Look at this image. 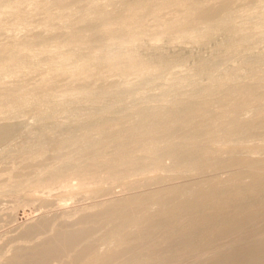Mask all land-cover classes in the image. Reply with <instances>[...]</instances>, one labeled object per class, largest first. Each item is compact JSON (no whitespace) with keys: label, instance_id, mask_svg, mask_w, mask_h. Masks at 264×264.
Masks as SVG:
<instances>
[{"label":"rangeland","instance_id":"obj_1","mask_svg":"<svg viewBox=\"0 0 264 264\" xmlns=\"http://www.w3.org/2000/svg\"><path fill=\"white\" fill-rule=\"evenodd\" d=\"M28 1L32 0H0V14L8 12L7 14L22 18L23 23L26 26H31L32 29H26L24 28V25H20L21 28L18 29V26L15 27V30H13L14 32L11 31L12 27L9 29L10 32H8V30H5V32L7 31L6 34H4V31L0 32V36L3 35L2 38L0 37V57L4 60L6 59L10 66L8 70L0 68V77L2 75H5L16 78L20 75L26 74V72L27 74L31 73L33 75L46 73L47 77H51L54 76L56 72L65 70V68L68 66L67 64L70 63L72 65L67 68V71L75 69L76 73L78 72L77 78L78 80H80V82L83 81L86 74H92V76L94 77H100L101 75L105 74L106 70L109 67H116L117 70L123 75L135 73L136 71L141 70L143 75H145L143 79H139L138 81L132 80V78L135 79V75H129L127 76L128 80L124 81L120 85H116L117 88L114 86H110L104 92L98 91L95 86L92 85L82 87L77 86L71 88V90H61L60 88L52 87L37 88L34 86H30L18 90L11 96H0V121L6 119L14 125V130L11 135H9V137H6L5 139L0 140L1 173L5 171V168L8 164H11L14 157L17 158V162L14 158L13 163L19 164L22 162L25 156L27 157V154L28 152L30 153L31 149L36 150L44 147L51 142L49 140L54 141L56 139H60L61 136L64 137V134L65 136L71 135L72 132L73 134H77L79 133L78 131H80V129H86L87 127H90L95 123L101 122L102 119H104L103 121H109L110 119V121H114L122 117H132L134 121L132 123L131 129L127 133L117 136L115 135L108 139V142L106 141L105 143L106 147H104L98 153V155L96 154L93 157L78 155L77 158L76 156H66L63 157V160L62 158H60L61 160L59 158V160H57L56 158V160H50L49 163L46 162V164H44L45 166L43 164H40L39 168L36 167L35 170L32 169L30 171H22L21 169L16 168L11 170L10 173L8 172V174L12 177L7 173L5 174V186L3 185L0 188V200L3 198L1 201H5H3V204H0V212L4 210L3 207H5V209H8L7 211L0 213V249H3L0 250L3 252H1L0 254V264L4 261L7 262L8 259L9 261L5 264H10V261H12V257H14V254L22 248H25V250H27L26 248H28V252L24 249L22 250H24L23 253L26 252L25 254L28 253L29 255L30 251L33 250V246H31L32 242L34 243L35 241L40 240L38 241V243H34L36 245H40L43 242L50 241L57 232L65 233L67 229H69L68 232L71 231L70 228H65L69 227L70 225L73 230L76 228L74 231H77L79 226H81V230H86L84 236H86L87 231L90 235L87 234V238L83 236L84 238L82 237L81 240H79L81 244L78 242L79 244H77L75 248L71 249L72 252L70 251L71 247H69L67 249L68 251H65L64 255L59 256V258L57 257V260L53 259L54 263L52 262V260V263L49 264H67L68 261V264H78V262H80L79 264H98L99 262V264H101L103 263V260L105 261L108 257H110L108 255H112L113 252L117 253L116 250L120 252L121 249L122 251L126 245V239L129 240V238H132L136 240V235L137 237L139 235L142 236V232L143 234H145L144 230L152 225V220L157 221L154 222V224L164 221L161 223L164 226V223L165 225L167 223L165 219H169L170 215L173 213L174 216H176V220L173 221V219H169V222L166 226H168L170 223L168 227H172L173 223L180 219L179 221L181 222L179 224H181L180 226H183L182 228L184 229L187 226V224L185 223L187 220L186 218H188L189 216L190 218L195 214L198 216L199 214L205 216V213H208V211L215 210L216 205V209H218L221 207V205L225 204V202L226 204L229 203V206L235 204L231 207H235L236 205H238L240 200L245 203H249L250 197L251 195H253V193L258 192L259 190L264 191V169L262 168L264 155H256L255 157L250 158L249 162L243 161L244 163L247 162V165L241 163V167L244 170L239 167H236V170L234 169V167L233 169L232 167H227L220 169H224V171H216L217 174L216 172L215 174L210 173L213 176L216 175L215 178H210L211 180H209L210 175L208 177V173H206L205 175L207 176L205 177L206 179H204V174L201 175L200 173L194 176L191 174L193 170L196 169L195 167H198L197 169H205L211 162H213V160H215V158H217L218 162H220L221 160L224 162V160L227 161L229 160L228 158H232L233 156L238 155V153L240 155L247 151L249 152L263 146L261 144L264 143V25L258 26L255 23L247 22V16H240L231 19L225 25L223 24L224 26L221 25V28L220 26H218L207 29L194 28L185 30L179 28L169 30L168 28L164 27H158V29L157 27H146L141 31L135 30L134 36L129 39H124L118 42L119 40L117 41L114 37L110 36L109 39L106 38L103 43L97 44V46H93L87 51H84V46H87L89 41L94 40L95 35L97 31L100 30V28L110 31L117 29V27H115L117 17L123 18L129 17L128 15L133 16V14H141L144 12H148L152 10V8H155L159 5L161 6L166 2L168 3L178 0H116V5L112 6L111 8H107L104 11L105 13L103 18L106 22L103 21V24L95 23V20L97 18V11H95L94 9H88L83 14L84 16L81 14L79 15V11L82 5L81 0H47V12H44L41 8H34L31 16L26 15L21 9L16 8L17 5L19 6L22 3ZM137 7H139V9H137ZM145 9H147V11ZM62 13L68 14H65L67 16H64ZM46 15H48L46 18H43L34 24V17H45ZM180 20L177 23L179 25L178 27L185 24V22L183 23V21L185 20ZM50 22H52L53 24ZM81 22L82 24L84 22L89 23V25L85 29L86 31L79 30L78 27L81 25ZM36 28L38 29L37 31ZM240 28L243 29L241 37L239 39H234L232 37L233 31ZM248 28L250 30H247ZM133 30L134 29H132L131 27H128L124 32H132ZM67 31L70 32L68 33ZM26 32L27 36L31 33H34L38 37L39 41L37 42L39 43H31L28 45L16 43L17 38L27 37ZM54 33H57L59 36H51ZM52 39L55 42L52 41ZM57 41L59 42L57 43ZM6 42L8 43L6 44ZM55 43L57 44L55 45ZM60 48L62 51L60 50ZM217 61L218 63H216ZM52 62L54 65L52 64ZM158 62H161L162 64L164 63V74L162 72V78H159V80H150V73ZM12 65L13 67H11ZM18 66H21V68L19 67L20 70L17 69ZM81 70L84 72L82 73ZM4 71H6L5 73L7 74H5ZM5 76L4 78H6ZM112 77H114L112 79L116 80L118 76ZM244 90H248L250 91V93L253 92L251 94L252 97L249 96L247 97L248 99H244L242 96H240ZM224 93L236 97V100H234L227 108H222L218 102V99L222 95H225ZM215 96L216 98H214ZM197 101H205L210 103L207 107L205 106L195 114H188V107ZM152 111H157L159 113L158 116L153 117L154 119L151 118L146 121L147 123L144 124H141L137 120L140 115ZM164 123H168L170 125L167 131L164 130ZM182 123L184 124L179 127V125ZM82 126L86 128H83ZM66 128L69 129L66 130ZM68 132L71 134H69ZM52 137L55 138L52 139ZM113 139H115V141ZM38 143H41L39 144L41 146H39ZM254 146L257 147L255 148ZM128 150H131L132 152H128ZM126 151L127 154H125ZM261 152V154H263L264 150H262ZM21 154H24L23 157L20 156ZM212 157L213 159H211ZM208 159L209 161H207ZM251 159L254 161H252ZM245 160L248 159L246 158ZM250 160L253 164L259 162L260 166L262 165L260 169H251V166L253 165L252 164L250 165L249 170H253L254 172L251 171V173L248 168H246L247 166H249V164H251ZM259 160L263 161L261 162ZM51 161L53 162L51 163ZM255 167L258 168L256 164L252 168ZM111 169H118L117 175L119 177L116 176V179L115 177L113 179L108 178L107 173L111 171ZM100 170L104 171L101 172ZM261 170L263 172H261ZM96 171L98 172V174ZM123 171L125 174L123 173ZM128 171L132 172L129 173ZM240 171H242L241 176L237 177L239 176ZM93 172H95V174ZM127 172L129 175L126 174ZM243 172L244 174H242ZM24 173L26 176L24 175ZM253 173L254 175H256L254 176ZM81 174L83 176L98 175V177H100V180L98 181L99 183L97 182L96 184H93L92 186L89 185L88 187L87 185L90 182H86L87 187H80L82 189L81 190L80 188H77V186H79L80 184H85L84 182L78 180ZM140 175H142L143 177ZM146 175L148 176L146 177ZM123 176L124 178H122ZM53 177L56 180L67 182L68 185L71 183V189L78 191V193L73 191L71 194L62 195L59 191V188L56 189L57 191L55 190L53 192H43V189L49 182L55 181ZM120 177L122 178V180ZM138 177H140V181ZM148 177L151 180L154 179L153 177H155V179L158 181L159 179L164 178V181L160 180L159 185L158 182L157 184H155L156 182H154L155 185L149 184L145 186V188H143V191L138 189L140 183L148 179ZM193 177L197 179H194ZM260 177L263 178L261 179V181ZM1 179L2 178L0 176V180ZM137 180L139 181L138 185H136L138 183ZM133 182L135 183V187L133 185ZM127 184H129L130 186ZM168 185L169 187H172V189L170 188V191ZM38 187L40 192H38ZM129 187L131 188L129 189ZM160 187L162 188V191H160ZM165 187L166 189H164ZM175 187L176 189H174ZM76 188L79 190H77ZM83 189L85 191H83ZM89 189L96 192H90ZM151 189L153 192L157 191L159 194L156 193L155 195V192L152 194V191H148ZM163 189L165 192H163ZM243 189L245 190L243 191ZM32 190H35V192L37 193ZM146 190L149 194L151 193V197L149 199L143 200V202L141 203L144 207L146 206L145 209H142L143 206L139 204L140 206L138 205L137 208L138 210L140 209V211L136 210L137 208L134 207L136 208L134 210L133 208L125 209L126 212L127 210L128 212L132 211L129 212V214L128 212L125 214V211H122L121 213H118L117 216H115L116 214L114 215L116 218L112 217V219L110 216H108L106 217L107 219H103V222L101 221L100 223L95 224L96 226L100 224L99 228H95V230L93 228L91 229V226L89 224H85V226L83 222L82 224L77 223L78 221L80 222V220H77L76 218L73 219V216L75 217V214L78 218V215L80 216L83 212H88V209L90 212L94 213L97 210L98 205L102 206L103 204H120L122 200L124 202L125 198L128 200L130 198H135L134 195L137 197L140 196L141 194H138V192L144 195L145 193H147ZM32 192L35 195L39 193L40 195H37L39 199H37L34 194H32L33 196H30ZM87 192H90V195L88 197L87 194L89 193ZM48 193L51 194L48 195ZM92 193L94 196H96L92 198L93 200L91 199V197H93V195H91ZM129 193H131L132 195ZM81 194L84 195L80 196ZM161 194L165 195V197L161 196ZM11 196L17 199L19 198L20 202H23L25 200L29 201L30 205L27 204L28 206H25V203V205L23 203H20L21 205H23V208L21 209V205L18 204L20 207H16V209L19 210L16 211L15 209V216H12L13 214L10 216L11 207L13 204H15V202L11 199ZM157 196L159 197V200L161 199L160 201H158ZM33 197L36 200H34ZM155 197H157V199ZM30 199L32 201H30ZM107 199H111L109 200L110 202L114 201V204H111L112 202L110 203ZM119 199L120 201H118ZM152 199H156L157 201L154 200V203ZM146 201L148 203H151L147 204ZM230 201H232L233 204ZM9 202L12 203V205ZM90 202L91 204H95H93V206L91 207V205H89ZM4 203H7L8 205L6 204L5 206ZM94 205H96V207ZM211 205L214 206L211 207ZM30 206L32 207V209L30 208ZM85 206L90 207L87 208ZM207 206H209L210 209ZM83 207L86 211H84ZM24 208H27V211H29V213ZM62 209L63 213L64 211L67 213V215L65 213L64 214L68 217V219L71 216L72 220H77L76 223L77 225H79L78 227H76L77 225L74 222H72L75 224L73 225L70 220L68 221L67 219H56L57 221H52V225H50L52 226V228H54L53 230L51 227H49L48 229L41 231V233L39 232L40 234L34 235L36 238L31 235V238H34L35 240L31 239L30 236L27 238H23L22 236H20L21 233L19 231H22L23 228H25L24 224H26V222L28 223V225L32 221L33 224L37 223L39 219H42L41 217H46V214L49 217V213L50 217L51 215L52 217L54 215H59L58 213L60 212V215H62ZM8 210L10 211L8 212ZM68 210H71V212H68ZM25 211L27 214L24 213ZM134 211L135 213H133ZM72 213H74V215ZM131 213L133 214L132 216ZM179 213H182L183 215L179 216ZM118 215L119 217L121 216L119 218L120 220L117 218ZM122 215H124V217ZM39 216L41 217L39 218ZM182 217L184 219H182ZM58 221H62V223H59ZM69 222L70 225L64 226L63 232V223H65V225H68ZM147 223L150 225H148ZM161 224H155L156 226H154L155 229L153 230V238L155 239V241L159 240V243H164L168 240L170 241V238H173V236L171 237V235L173 234L171 231H174L173 228L178 229V227H175L173 225L174 227L171 230L168 227L164 226L166 227V229L164 228V233V231L161 230V228H163ZM184 224L186 226H184ZM54 225H57V230L55 229L56 226ZM91 225L93 227L95 226L94 224ZM146 225L148 227H146ZM215 226L219 225L216 224ZM89 228L91 229V232H93L92 234L89 232ZM158 228H160V230ZM182 228L180 227L178 230H181ZM49 229L50 231H53L50 234ZM155 230H158L159 232L155 233ZM168 230H171L170 232L172 234L170 232L168 233ZM44 232H47L49 234L47 235L45 233L47 237H50V235L52 237L50 239H47L46 237L45 240L44 238L40 237L43 241L40 238L36 240L37 236H40L41 234V236H43ZM150 236L152 237V235L147 234L144 235V237L142 236L141 238L139 237L140 239H137L138 241H141V239L145 240L146 237L151 241L152 238H150ZM28 238L33 240L30 245L32 247V250L28 245L27 241L30 240ZM25 239H27V241H25ZM23 240L25 242H23ZM23 244H26V246H24ZM34 247L36 246L34 245ZM86 250L87 253H85ZM80 251L82 252V254H80ZM87 254L89 256H87ZM78 255L80 258L78 257ZM83 256H85V259ZM78 259L82 260L78 261ZM76 261L77 263H75ZM126 262L129 263L128 261Z\"/></svg>","mask_w":264,"mask_h":264},{"label":"bare ground","instance_id":"obj_2","mask_svg":"<svg viewBox=\"0 0 264 264\" xmlns=\"http://www.w3.org/2000/svg\"><path fill=\"white\" fill-rule=\"evenodd\" d=\"M82 1V5H81V8H80V11H79V15H83L88 9H94L95 11H97V18L95 20V23L97 24H103V21L104 20V11L107 9V8H111L112 6L116 5V0H81ZM170 1V0H169ZM22 2V1H21ZM160 2V1H159ZM158 3V2H157ZM21 4V3H20ZM155 6V5H154ZM16 8H19L21 9L26 15H29L31 16L34 8H41L44 12H47V0H32V1H28V2H24L22 3L21 5H17ZM146 8V7H145ZM102 11H101V10ZM135 9V8H134ZM137 9H139V7H137ZM93 10V11H94ZM147 11V9H145ZM8 12L6 13H3V14H0V32H5V30H8V32H10V28H11V31L15 30V27H17L18 29L21 28V26L24 25V28H28V29H31V26H26L24 23H23V20L22 18H19L17 16H13V15H10V14H7ZM7 14V15H6ZM64 16H67L65 14H68V13H62ZM107 14V13H106ZM120 14V13H119ZM131 14V13H130ZM136 14V13H135ZM90 15V14H89ZM109 15V14H108ZM118 15V14H117ZM48 15H46L45 17H34V24L37 23L38 21H40L41 19L43 18H46ZM84 16V15H83ZM129 17H117V21H116V26L117 29L116 30H113V31H110V30H107V29H101L97 31L96 35H95V38L94 40H91L88 42V45L87 46H84L83 50L84 51H87L88 49L92 48L93 46H97V44H101L103 43V41L111 36V37H114L118 42H120L121 40H124V39H129L131 38L132 36H134V31L137 30V31H141L142 29L146 28V27H164V28H168L169 30L170 29H185V30H190V29H194V28H211V27H218L220 26V28L222 26H224L228 21H230L231 19L235 18V17H240V16H247L246 17V21L247 22H251V23H255L257 24L258 26H263L264 25V0H178V1H173V2H166L165 4H162L161 6H157L155 8H152V10L148 11V12H144V13H141V14H136L133 16H130L128 15ZM106 17V16H105ZM109 19V18H107ZM180 19H183L185 21H183V23L185 22L184 25L178 27L179 25L177 24L179 22ZM94 20V19H93ZM47 21V20H46ZM82 21V20H81ZM85 21V20H84ZM181 21V20H180ZM106 22V21H105ZM235 22V21H234ZM52 23V22H50ZM43 24V23H42ZM46 24V23H44ZM53 24V23H52ZM64 24V23H63ZM224 24V25H223ZM89 25L88 22H84L82 24L81 22V25L78 27L80 31H86V27ZM222 25V26H221ZM229 25V24H228ZM252 26V25H251ZM48 27V26H47ZM59 27V26H58ZM96 27V26H95ZM101 27V26H100ZM105 27V26H104ZM111 27V26H110ZM128 27H131L132 29H134L132 32H124L126 28ZM227 27V26H226ZM14 28V29H13ZM262 28V27H261ZM45 29V28H43ZM70 29V28H68ZM152 29V28H151ZM162 29V28H161ZM236 29V28H235ZM32 30V29H31ZM38 29L36 28V31ZM73 30V29H72ZM129 30V29H128ZM168 30V31H169ZM225 30V29H224ZM242 30L243 29H237L235 31H233L232 33V37L234 39H239L241 37V34H242ZM247 30H250L249 28ZM62 31V30H60ZM88 31V30H87ZM90 31V30H89ZM246 31V30H245ZM7 32V31H6ZM6 32L4 34H6ZM14 32V31H13ZM21 32V31H20ZM51 32V30H50ZM68 33L70 31H67ZM79 32V31H78ZM96 32V31H95ZM23 33V32H22ZM43 33V32H42ZM66 33V32H65ZM64 33V34H65ZM136 33V32H135ZM149 33V32H148ZM194 33V32H193ZM1 34V33H0ZM10 34V33H9ZM41 34V33H40ZM51 34V33H50ZM75 34V33H74ZM88 34V33H87ZM151 34V33H150ZM162 34V33H161ZM189 34V33H188ZM21 35V34H20ZM76 35V34H75ZM78 35V34H77ZM155 35V33H154ZM176 35V34H175ZM203 35V34H202ZM3 36V35H2ZM2 36H0L2 38ZM26 36H27V32H26ZM51 36L53 37H58L59 35L57 33H54L52 34ZM61 36V35H60ZM72 36V35H71ZM88 36V35H87ZM174 36V35H173ZM252 36V35H251ZM25 37V36H24ZM44 37V36H43ZM70 37V36H69ZM74 37V36H73ZM82 37V36H81ZM94 37V36H93ZM177 37V36H176ZM66 38V37H65ZM75 38V37H74ZM88 38V37H87ZM113 38V39H114ZM251 38V37H250ZM58 39V38H57ZM162 39V38H160ZM182 39V38H181ZM180 39V40H181ZM246 39V38H245ZM62 40V39H61ZM80 40V38H79ZM175 40V39H174ZM196 40V39H195ZM242 40V39H241ZM39 41L38 40V37L34 34V33H31L30 35H28L27 37L25 38H17L16 39V43L18 44H31V43H39L37 42ZM52 41H54L52 39ZM74 41V40H73ZM77 41V40H76ZM75 41V42H76ZM83 41V40H82ZM239 41V40H238ZM244 41V40H243ZM242 41V42H243ZM250 41V40H249ZM248 41V42H249ZM42 42V41H41ZM55 42V41H54ZM59 41H57L58 43ZM72 42V41H71ZM81 42V41H80ZM79 42V43H80ZM110 42V41H109ZM8 42H6L7 44ZM55 43V45L57 44ZM62 43V42H61ZM74 43V42H73ZM84 43V42H83ZM107 43V42H106ZM41 44V43H40ZM108 44V43H107ZM241 44V43H240ZM13 45V44H11ZM10 45V47H11ZM53 45V44H52ZM9 46V45H8ZM32 46V45H31ZM75 46V45H74ZM46 47V46H45ZM50 47V46H49ZM55 47V46H54ZM19 48V46H18ZM22 48V46H21ZM24 48V47H23ZM41 48V47H40ZM39 49V48H37ZM48 49V48H47ZM72 49V48H70ZM77 49V47H76ZM79 49V48H78ZM35 50V49H34ZM49 50V49H48ZM56 50V49H55ZM61 50V48H60ZM67 50V49H66ZM57 51V50H56ZM62 51V50H61ZM64 51V50H63ZM55 53V52H54ZM45 54V53H44ZM53 54V53H52ZM14 55V54H13ZM66 55V54H64ZM34 56V55H33ZM42 56V54H41ZM48 56V55H47ZM58 56V55H57ZM55 56V57H57ZM17 57V56H16ZM7 58V57H6ZM13 58V57H12ZM20 58V56H19ZM66 58V57H65ZM35 59H36V56H35ZM34 59V60H35ZM62 59V58H60ZM14 60V59H13ZM18 60V59H17ZM22 60V58H21ZM260 60V59H259ZM263 60V59H262ZM32 61V60H31ZM46 61V60H45ZM57 61V60H56ZM62 61V60H61ZM246 61V60H245ZM261 61V60H260ZM264 61V60H263ZM69 62V61H68ZM10 63V62H9ZM57 63V62H56ZM67 63V62H66ZM218 63V61L216 62ZM215 63V64H216ZM14 64V63H13ZM18 64V63H16ZM37 64V63H36ZM40 64V63H39ZM53 64V62H52ZM164 64V63H163ZM163 64L161 62H158L156 64V66L154 67V69H152L151 73H150V80L152 79H158L159 78H162V72L164 71V68H163ZM11 65V64H10ZM15 65V64H14ZM20 65V64H18ZM54 65V64H53ZM68 66L65 68V70H62L61 72H56L54 76H51V77H47L46 76V73H40V74H36V75H33L31 73H28L26 72V74H23V75H20L19 77H9V76H5V75H2L0 77V96H3V97H8V96H11L13 95L14 93H16L18 90L22 89V88H25V87H30V86H34V87H37V88H47V87H52V88H60L61 90L64 89V90H71V88H74V87H82V86H89V85H92V86H95V88L100 91V92H104L108 87L110 86H114L116 87V85H120L121 83H123L124 81L128 80L127 76L129 75H135V79L132 78V80L134 81H138L139 79H143L144 78V75L142 73V70L141 71H136L135 73H129L127 75H123L121 74L116 67H109L105 74L101 75L100 77H94L92 76V74H86L85 75V78L83 79L82 82H80V80H78L77 78V73H76V70L73 69V70H69L67 71V68L69 66H71L72 64H67ZM45 66V64H44ZM9 64L8 62L6 61V59H2L0 57V68H4L5 70H8L9 69ZM13 67V65L11 66ZM19 67L21 68V66H18L17 69H19ZM24 67V66H23ZM38 67V66H37ZM48 67V65H47ZM53 67V66H51ZM50 67V69H51ZM16 68V67H15ZM45 68V67H43ZM28 69V67H27ZM20 70V69H19ZM23 70V68H22ZM48 70V68H47ZM56 70V68H55ZM151 70V69H150ZM28 71V70H27ZM51 71V70H50ZM82 71V70H81ZM2 72V70H1ZM6 71H4L5 73ZM14 72V71H13ZM29 72V71H28ZM33 72V71H32ZM37 72V71H36ZM54 72V71H53ZM84 71H82L83 73ZM18 73V72H17ZM81 73V74H82ZM184 73V72H183ZM7 74V73H5ZM164 74V72H163ZM11 75V74H10ZM149 75V74H148ZM147 75V76H148ZM4 76L6 78H4ZM112 76H118L116 78V80L112 79L114 77ZM8 77V78H7ZM193 79V78H192ZM130 80V81H132ZM174 83V82H173ZM247 86V85H246ZM137 87V86H136ZM84 88V87H83ZM117 88V87H116ZM240 88V87H239ZM263 88V87H261ZM82 89V88H81ZM245 89V88H244ZM264 89V88H263ZM249 90V89H248ZM248 90H244L243 93L240 95L242 96L244 99H248L247 97L251 96L252 97V90L250 93V91ZM258 90V89H257ZM256 90V91H257ZM224 91V90H223ZM222 91V92H223ZM255 91V92H256ZM263 91V90H261ZM260 91V92H261ZM189 92V91H188ZM240 92V91H239ZM264 92V91H263ZM180 93V92H179ZM194 93V92H193ZM226 93V92H225ZM224 93V94H225ZM219 94V92H218ZM188 95V94H187ZM182 96V95H181ZM191 96V95H190ZM239 96V95H238ZM187 97V96H186ZM219 97V96H218ZM164 98V97H163ZM196 98V97H194ZM216 98V96L214 97ZM189 99V98H188ZM187 99V100H188ZM171 100V99H170ZM179 100V98H178ZM192 100V99H191ZM234 100H236V97L234 96H230L228 94H225V95H222L219 99H218V102L220 104V106L222 108H227ZM196 101V100H195ZM239 101V100H238ZM210 102H205V101H197L195 103H193L192 105H190L188 107V114H195L197 111H199L200 109L204 108L205 106L207 107L209 105ZM213 104V103H212ZM218 104V103H217ZM216 105V104H215ZM211 106V105H210ZM219 107V106H218ZM166 111V110H165ZM259 111V110H258ZM121 113V112H120ZM130 113V112H129ZM140 114V113H139ZM142 114V113H141ZM158 112L157 111H152V112H149V113H144L142 115L139 116V118L137 119L141 124H144V123H147L146 121H148L149 119L153 118V117H156L158 116ZM262 114V113H261ZM125 115V114H124ZM112 118V117H111ZM116 119H117V116H116ZM135 119V118H134ZM154 119V118H153ZM194 119V118H193ZM104 119H102L101 122H98V123H95L93 124L92 126L90 127H83V128H86V129H80V131H78L79 133H74L72 132L69 133L71 135H67L65 136L64 134V137L61 136L60 139H56L54 141L52 140H49L51 141L49 144L45 145L44 147H41L39 149H36V150H33L31 149L30 153L28 152L27 154V157L25 156V158L22 160L21 163L17 164V163H13L14 162V158L17 162V158L14 157L12 159V162L11 164H8L7 167L5 168V171L1 173L0 171V176L2 179L4 180H0V188L4 185L5 186V183H6V180H5V174L8 172L10 173L11 170L13 169H21L22 171L23 170H32L36 167L39 168V165L41 164H46L49 163L50 160H53L57 158V160H59L60 158H62L63 160V157H66V156H77L78 155H84V156H95L96 154L98 155V153L104 148L106 147L105 143L108 139H110L111 137L113 136H117V135H120V134H124V133H127L131 127H132V123L134 122L132 117H122V118H119L118 120H114V121H103ZM195 120V119H194ZM223 122V121H222ZM138 124V123H137ZM149 124V123H148ZM184 123L180 124V126H182ZM138 126V125H137ZM81 127V126H79ZM163 127H164V130L167 131L170 127V125L168 123H164L163 124ZM244 128V127H243ZM69 129V128H66V130ZM73 129V128H72ZM76 129V127H75ZM196 129V128H195ZM14 130V125L11 124V122H9L8 120L6 119H3L2 121H0V140L2 139H5L6 137H9V135H11V133L13 132ZM176 130V129H175ZM75 131V130H74ZM134 131V130H133ZM171 131V130H169ZM76 132V131H75ZM260 132V131H259ZM67 133V132H66ZM164 133V132H163ZM166 133V132H165ZM35 134V133H34ZM38 134V133H36ZM62 134V133H61ZM60 134V135H61ZM134 134V133H133ZM174 134V133H172ZM174 136V135H173ZM37 137V136H36ZM126 137V135H125ZM130 137V136H129ZM169 137V136H168ZM55 137H52V139H54ZM117 138V137H116ZM119 138V137H118ZM205 138V137H204ZM165 139V138H164ZM163 139V140H164ZM250 139V138H249ZM115 141V139H113ZM121 140V139H119ZM124 140V139H123ZM239 140V139H237ZM248 140V139H247ZM25 141V140H24ZM27 141V140H26ZM221 141V140H220ZM260 141V140H259ZM108 142V141H107ZM111 142V141H110ZM113 142V141H112ZM181 142V141H180ZM225 142V141H224ZM161 143V142H160ZM213 143V142H211ZM235 143V141H234ZM242 143V142H241ZM247 143V142H245ZM41 144V143H38V145ZM111 144V143H110ZM244 144V142H243ZM253 144V143H252ZM259 144V143H257ZM105 145V146H104ZM143 145V144H142ZM211 145V144H210ZM260 148L258 147V149H255V150H252V151H247L243 154H240L238 153V155L236 156H233L232 158H228L229 160L225 161L222 163L220 160V162H218L217 158H215V160H213V162H211L205 169H197L198 167H195L196 169L193 170V172L191 173L193 176L194 175H197V174H204V179H206L205 176L206 173H208V177H209V180H211L212 178H215L216 175H212L210 173H214L218 170H220L221 168H230L234 167V169L237 167L241 168L242 170H244L242 167H241V163L243 164H246L247 165V162H243V161H248L249 162V159L250 158H253L255 157L256 155L258 156H261V155H264L261 154L262 150H264V143H262ZM21 146V145H20ZM41 146V145H39ZM137 146V145H135ZM251 146V144H250ZM109 147V146H108ZM134 147V146H133ZM243 147V146H242ZM253 147V146H252ZM255 147V146H254ZM257 147V146H256ZM255 147V148H256ZM131 148V147H130ZM213 148V147H212ZM248 148V147H247ZM35 149V148H34ZM250 149V148H249ZM126 150V149H124ZM198 150V148H197ZM245 150V149H244ZM243 151V149H242ZM125 152V151H124ZM128 152H132L131 150H128ZM241 152V150H240ZM207 153V152H206ZM211 153V151H210ZM260 153V155H259ZM127 154V151L126 153ZM24 154H21L20 156L23 157ZM153 155V154H152ZM215 155V154H214ZM15 156V155H13ZM19 156V155H18ZM59 158V159H58ZM205 158V157H204ZM220 158V157H219ZM248 159V160H245V159ZM20 159V158H19ZM18 159V161H19ZM22 159V158H21ZM67 159V158H65ZM64 159V160H65ZM73 159V158H72ZM139 159V158H138ZM213 159V157L211 158ZM54 160V161H55ZM61 160V159H60ZM69 160V159H68ZM131 160V159H130ZM170 160V159H169ZM205 160V159H204ZM203 160V161H204ZM252 160V159H251ZM250 160V162H251ZM11 161V159H10ZM209 161V159L207 160ZM254 161V160H252ZM257 161V160H256ZM255 161V162H256ZM261 161V160H259ZM263 161V160H262ZM261 161V162H262ZM9 162V161H8ZM53 161H51L52 163ZM137 162V161H136ZM176 162V161H175ZM188 162V161H187ZM186 162V163H187ZM7 163V162H6ZM55 163V162H54ZM199 163V161H198ZM205 163V162H204ZM249 164V163H248ZM253 163L251 162V164H249V166H247L246 168H248V170L250 169V165H252ZM256 164L257 167L255 168H252L254 165ZM263 166H264V162H262ZM1 165H4V164H1ZM6 165V164H5ZM49 165V164H48ZM56 165V164H55ZM143 165V164H142ZM192 165V164H191ZM202 165V164H201ZM204 165V164H203ZM240 165V166H239ZM245 165V166H246ZM45 166V165H44ZM188 166V165H187ZM193 166V165H192ZM197 166V165H196ZM262 166V165H261ZM260 164L259 162L258 163H254L252 166H251V169L253 170H256V169H260ZM262 166V168L264 169V167ZM2 167V166H1ZM179 167V166H178ZM202 167V166H201ZM244 167V165H243ZM42 168V167H41ZM132 168V167H131ZM155 168V167H154ZM101 169V168H100ZM104 169V168H103ZM191 169V168H190ZM194 169V168H193ZM3 170V169H1ZM118 170V169H117ZM117 170H112L109 171L107 173V177L108 178H111L113 179L115 177L116 179V176H118V171ZM124 170V169H123ZM187 170V169H186ZM226 170V169H225ZM236 170V169H235ZM240 170V169H239ZM237 170V171H239ZM251 170V171H253ZM25 171V173H26ZM101 171V170H100ZM104 171V170H103ZM101 171V172H103ZM145 171V170H144ZM173 171V170H172ZM220 171H224L223 170H220ZM250 171V170H249ZM250 171V172H251ZM259 171V170H258ZM51 172V171H50ZM97 172V171H96ZM100 172V173H101ZM121 172V171H120ZM129 173L132 172V171H128ZM128 172L126 174H128ZM137 172V171H136ZM147 172V171H146ZM241 172L240 171V174L239 176L237 177H240L241 176ZM254 172V171H253ZM260 172V171H259ZM261 172H263L261 170ZM23 173V172H21ZM24 173V175H25ZM95 174V172H93ZM92 173V174H93ZM124 173V171H123ZM139 173V172H138ZM145 173V172H144ZM151 173V172H150ZM155 173V172H153ZM252 173V172H251ZM256 173V172H255ZM14 174V173H13ZM12 174V175H13ZM34 174V173H33ZM91 174V173H90ZM98 174V172H97ZM105 174V173H103ZM122 174V173H121ZM125 174V173H124ZM147 174V173H146ZM217 174V172H216ZM237 174V173H236ZM244 174V172L242 173ZM246 174V173H245ZM249 174V173H248ZM257 174V173H256ZM255 174V175H256ZM9 175V174H8ZM46 175V174H45ZM77 175V174H76ZM102 175V174H101ZM129 175V174H128ZM212 175V177H211ZM252 175V174H251ZM250 175V176H251ZM254 175V173H253ZM254 175V176H255ZM259 175V174H258ZM11 176V175H9ZM26 176V175H25ZM121 176V175H120ZM138 176V175H137ZM142 176V175H140ZM148 175H146L147 177ZM253 176V177H254ZM261 176V174H260ZM4 177V178H3ZM12 177V176H11ZM72 177V176H71ZM119 177V176H118ZM132 177V175H131ZM143 177V176H142ZM203 177V176H202ZM43 178V177H42ZM121 178V177H120ZM124 178V176L122 177ZM121 178V180H122ZM134 178V177H133ZM137 178V177H136ZM140 177H138L139 179ZM154 179L152 180H156L155 177H153ZM157 178V177H156ZM161 178V177H159ZM194 179H197L195 177H193ZM192 178V179H193ZM211 178V179H210ZM258 178V177H257ZM256 178V179H257ZM264 178V177H263ZM262 177H260V181L261 179H263ZM20 179V178H19ZM47 179V178H46ZM53 179H55L53 177ZM110 179V180H111ZM118 179V178H117ZM127 179V178H126ZM166 179V178H165ZM208 179V178H207ZM78 180L84 182L85 184H80L79 186H77V188H80V187H89L92 186L93 184H96L99 180H100V177H98V175H95V176H88V175H82L78 178ZM119 180V179H118ZM151 179H146L144 180L142 183H140V186L138 187V189L142 190L143 191V188H145V186L149 185V184H154V182H156L155 184H157L158 182V185H159V181L160 180H163L164 181V178L162 179H159L156 180V181H152ZM10 181V180H9ZM13 181V180H12ZM116 181V180H115ZM140 181V179H139ZM139 181L137 180V184H139ZM162 181V182H163ZM166 181V180H165ZM203 181V180H202ZM14 182V181H13ZM12 182V184H13ZM88 182H90L87 186L86 184ZM161 182V183H162ZM167 182V181H166ZM173 182V181H172ZM210 182V181H209ZM11 183V182H10ZM38 183V182H37ZM99 183V182H98ZM115 183V182H114ZM264 183V182H263ZM71 184V183H70ZM68 185L67 182H64L62 180H56L55 181H51L49 182L46 187L43 189V192H49V191H55L56 189H60L59 191L61 192V194L63 195H68V194H71L73 191L75 190H72L71 187L72 185ZM79 184V183H78ZM119 184V183H118ZM130 184V183H129ZM127 184V185H129ZM135 183L133 182V185ZM154 184V185H155ZM185 184V183H184ZM198 184V183H197ZM41 185H44V184H41ZM40 185V186H41ZM77 185V184H76ZM99 185V184H98ZM132 185V186H133ZM163 185V184H162ZM12 186V185H11ZM101 186V185H100ZM122 186V185H121ZM130 186V185H129ZM151 186V185H150ZM157 186V185H156ZM173 186V185H172ZM175 186V185H174ZM188 186V185H187ZM8 187V186H7ZM43 187V186H42ZM74 187V186H73ZM135 187V185H134ZM163 187V186H161ZM160 187V191H162V188ZM169 187V185H168ZM178 187V186H176ZM176 187L174 189H176ZM186 187V186H185ZM11 188V187H10ZM75 188V187H74ZM76 188V189H77ZM92 188V187H91ZM131 187H129L130 189ZM152 188V187H151ZM170 188L172 189V187H169V191H170ZM34 189V188H33ZM81 189V188H80ZM124 189V188H123ZM128 189V188H127ZM156 189V187H155ZM166 189V187L164 188ZM163 189V192H165ZM227 189V188H226ZM37 190V189H36ZM38 190H39V187H38ZM37 190V191H38ZM79 190V189H77ZM82 190V189H81ZM87 190V189H86ZM90 192L91 189H89ZM88 190V191H89ZM102 190V188H101ZM137 190V189H136ZM159 190V188H158ZM239 190V189H238ZM245 189H243L244 191ZM9 191V189H8ZM35 192V190H32ZM57 191V190H56ZM83 191H85L83 189ZM141 191V192H142ZM149 192L152 191L151 190H148ZM148 191L146 190L147 193H145L144 195L142 193H139L138 191V194H141L140 196H135L134 194V197L135 198H130V199H124V202L122 200V202H120V204H115V205H109V204H103L102 206H97V210L92 213L89 211L88 209V212L85 210V208L83 207L84 211L86 212H83L80 216L78 215V218L76 217V214H75V217L73 216V219L76 218L77 220H80V222L78 221L77 223H81L83 222V224H89L91 227V229L93 228L95 230V228H99L100 224L98 226H96L95 224L97 223H100L101 221L103 222V219H105L106 217L110 216L111 218L112 217H115L117 216L118 213H121L122 211H125V214L128 212H126L125 209H129V208H133L136 209L137 206L139 204H141L143 202V200L145 199H149L151 197V193L149 194ZM242 191V190H241ZM16 192V191H15ZM40 192V190L38 191ZM78 193V191H75ZM90 192H87L89 194H87V197L90 195ZM96 191H93V193H95ZM145 192V190H144ZM155 192V195L156 193H158L157 191H154ZM152 191V194L154 193ZM172 192V191H171ZM251 192V191H250ZM37 193V192H35ZM57 193V192H56ZM59 193V192H58ZM80 193V191H79ZM82 193V192H81ZM93 193L91 195H93ZM101 193V192H100ZM173 193V192H172ZM249 193V192H248ZM27 194V193H26ZM32 194H34L33 192L31 193L30 196H33ZM39 194V193H38ZM37 194V195H38ZM46 194V193H45ZM51 194V193H48V195ZM60 194V195H61ZM97 194V193H96ZM131 194V193H129ZM149 194V195H148ZM159 194V193H158ZM157 194V195H158ZM236 194V193H235ZM243 194V193H242ZM247 194V193H246ZM250 194V193H249ZM28 195V194H27ZM35 195V194H34ZM37 195H35L37 197ZM40 195V194H39ZM43 195V193H42ZM84 194H81L80 196H82ZM99 195V194H98ZM127 195V194H126ZM132 195V194H131ZM245 195V194H244ZM9 196V195H8ZM34 196V197H35ZM129 196V195H128ZM161 196H164L165 195H162ZM214 196V195H213ZM12 197V196H11ZM10 197V198H11ZM19 197V196H18ZM29 197V196H28ZM33 197V199H34ZM78 197V196H77ZM85 197V196H84ZM91 197V196H90ZM96 196L93 195L92 198H94ZM106 197V196H105ZM131 197V196H130ZM133 197V196H132ZM158 197V196H157ZM157 197H155L157 199ZM247 197V196H246ZM249 197V196H248ZM8 198V197H7ZM12 197L11 199L15 202V204L12 205V203H10L12 205L11 207V213H10V216H15L14 215V210L17 208H19L20 206L18 204L20 203H25L24 205L25 206H28L27 204L30 205L29 201H23V202H20V199L18 198H14ZM30 198V197H29ZM129 198V197H128ZM162 198V197H161ZM3 199V198H2ZM1 199V200H2ZM26 199V198H25ZM32 199V198H31ZM30 199V201H32ZM37 199H39L37 197ZM112 199V197H111ZM109 199V200H111ZM118 199V198H116ZM123 199V198H122ZM156 199H152L153 201H157ZM212 199V198H211ZM227 199V198H226ZM249 199V198H248ZM247 199V200H248ZM0 200V204H3V201ZM7 200V199H6ZM10 200V199H9ZM29 200V199H28ZM36 200V199H34ZM93 200V199H92ZM95 200V199H94ZM108 200V199H107ZM108 200V201H109ZM161 200V199H160ZM159 200V197H158V201ZM163 200V199H162ZM8 201V200H7ZM41 201V200H40ZM106 201V200H105ZM103 201V202H105ZM107 201V203H108ZM120 201V199L118 200ZM154 201V203H155ZM234 201V200H233ZM34 202V201H33ZM96 202V201H95ZM110 202V201H109ZM112 202V201H111ZM110 202V203H111ZM186 202V201H185ZM218 202V201H216ZM229 202V201H228ZM232 204L233 202L230 201ZM236 202V201H235ZM85 203V202H84ZM93 203V202H92ZM97 203V202H96ZM147 204L151 203V202H147ZM211 203V202H210ZM223 203V202H222ZM5 204V203H4ZM7 204V203H6ZM5 204V206H6ZM38 204V203H37ZM44 204V203H43ZM46 204V202H45ZM50 204V203H49ZM65 204V203H63ZM95 204V203H93ZM93 204H90L91 207L93 206ZM111 204H114V201L111 203ZM187 204V203H186ZM214 204V203H213ZM217 204V203H216ZM229 204V203H228ZM228 204H223L221 205L220 208L216 209L215 207V210H210L208 211V213H205L206 215H201L199 214L192 216L190 218V216L188 218H186V224L187 226L184 224V226H186L184 229L182 228L183 226H180L181 224H179L181 221L177 220L176 222L173 223V225L175 227H178V229L181 227L182 231L181 230H178L176 228H173L174 226L172 225V227H168L166 226L169 222V219H173V221H175V217L174 214L170 215V218H166L165 220L167 221L166 225L164 223V226L168 227L169 229L173 230L174 231H171V230H168V233L170 232L172 235L171 237L173 236V238H170L171 240L167 241V242H162V243H159V240H156L153 238V230L155 229L154 226H156L157 224H161V223H155L154 222H157V221H153L152 220V225L151 222L149 226V228H146L145 231V234H143L142 232V236L144 237V235H152V237L150 236L151 241L148 240L146 237H145V240L144 239H141V241H138V239H140L142 236H138L136 235V241L135 239H132V238H129L125 240V247L123 248V250L121 251L120 249V252H118L116 250L117 253H114L112 255H108L110 257H108L105 261L103 260V263L101 264H124V263H127L126 261H128L130 264L131 263H134V264H264V191L263 190H259L258 192L256 193H253V195H251L250 197V202L249 203H245L243 201L240 200V202L238 203V205H236L235 207H231V206H234V205H231L229 206ZM8 205V204H7ZM21 205V204H20ZM58 205V203H57ZM56 205V206H57ZM192 205V204H191ZM210 205V204H209ZM215 205V204H214ZM213 205V206H214ZM23 205H21V209L23 208L22 207ZM33 206V205H31ZM30 206V208L32 209V207ZM45 206V205H44ZM54 206V205H53ZM96 207V205H94ZM140 206V205H139ZM141 206H143L141 204ZM211 205V207H213ZM220 206V204H219ZM42 207V206H41ZM40 207V208H41ZM64 207V206H63ZM70 207V206H69ZM87 207V206H85ZM90 207V206H88ZM87 207V208H88ZM136 207V208H134ZM144 207V206H143ZM142 209H145V207ZM186 207V205H185ZM188 207V206H187ZM191 207V206H190ZM209 208V206H207ZM206 207V208H207ZM4 210L1 211L0 213H3L4 211H7V209H5V207H3ZM2 208V209H3ZM39 208V207H38ZM74 208V207H73ZM160 208V207H159ZM201 208V207H200ZM25 209V208H24ZM50 209V208H48ZM61 209V208H60ZM65 209V208H64ZM79 209V208H78ZM189 209V208H188ZM205 209V208H204ZM202 209V210H204ZM210 209V208H209ZM213 209V208H211ZM0 210H1V207H0ZM19 210V209H16V211ZM27 211V208L25 209ZM36 210V209H35ZM82 210V208H81ZM132 210V209H131ZM138 210V208L136 209ZM10 210H8L9 212ZM15 211V212H16ZM26 211L24 212L25 214ZM34 211V210H32ZM50 211V210H49ZM62 213H63V209L61 210ZM71 212V210H68V212ZM140 211V209L138 210ZM144 211V210H143ZM182 211V210H181ZM180 211V212H181ZM185 211V210H184ZM206 211V212H207ZM21 212V211H20ZM23 212V211H22ZM29 213V211H27ZM74 212V210H73ZM80 212V211H79ZM129 212H132V211H129ZM128 212V214H129ZM178 212V211H177ZM186 212V211H185ZM205 212V211H204ZM6 213V212H5ZM64 213L67 215V213L64 211ZM61 214L58 213L59 215H54L52 217H50V213H49V217L47 216L46 214V217L43 216H39V218L41 217L42 219H39L38 222L36 220L37 223H28L26 222L25 225V228H23L22 231H19L21 233L20 236H22L23 238H27L30 236V238L32 237L31 235H33L34 238H36L34 235L36 234H40L41 231L45 230V229H48L49 227L52 228V221H57L56 219L58 220H65L67 219L68 221L70 220V222H74L76 225V219L75 221L71 219V216L70 218L68 219L67 216H65V214ZM135 213V211L133 212ZM141 213V212H139ZM70 214V213H68ZM74 215V213H72ZM78 214V213H77ZM116 214V215H115ZM159 214V213H158ZM177 214V213H176ZM175 214V215H176ZM31 215V214H30ZM113 215V216H112ZM115 215V216H114ZM133 214L131 213V216ZM135 215V214H134ZM140 215V214H139ZM138 215V216H139ZM179 216L183 215L182 213L178 214ZM187 215V214H186ZM28 216V215H27ZM124 217V215H122ZM174 218H172V217ZM35 217V216H34ZM45 217V218H44ZM109 217V218H110ZM121 217V216H120ZM119 215H118V219L120 218ZM186 217V216H185ZM22 218V217H21ZM33 218V217H32ZM31 218V219H32ZM116 218V217H115ZM154 218V217H153ZM152 218V219H153ZM37 219H38V216H37ZM54 219V220H53ZM107 219V218H106ZM113 219V218H112ZM122 219V218H121ZM182 219H184L182 217ZM115 220V219H114ZM120 220V219H119ZM35 221V220H34ZM117 221V219H116ZM172 221V222H173ZM183 221V220H182ZM185 221V220H184ZM29 222V221H28ZM59 222V221H58ZM70 222L68 225H65V223H63V232H64V226H69L70 225ZM107 222V221H106ZM127 222V221H126ZM59 223H62V221H60ZM74 223H72L73 225H75ZM105 223V221H104ZM102 223V224H104ZM20 224V223H19ZM55 224V223H54ZM91 224H94L95 226L93 227ZM124 224V223H123ZM219 225V226H215V225ZM23 225V226H24ZM61 225V224H60ZM163 226V224H161ZM56 226V230L58 229L57 228V225H54ZM62 226V225H61ZM71 226V225H70ZM65 227V228H70V230L72 231L73 228L72 227ZM79 225H77L76 227H78ZM86 226V225H85ZM85 226H84V229H85ZM161 228V230H165L166 227ZM180 226V227H179ZM59 227V226H58ZM75 227V226H74ZM83 227V226H82ZM146 227H148L146 225ZM189 227V228H188ZM72 228V229H71ZM81 226H79V228L77 229V231H69V229H67L65 231V233H57L55 234L54 237H52L50 235V237H47V235H49L51 232L53 231H47L49 232V234L47 232H44L43 234L45 235V233L47 235H43V236H37V239L42 237L45 238L47 237V239H50L51 237V240L50 241H47V242H43L42 244L40 245H36L34 243H38V241H35L34 243L32 242L33 240L31 239H34V238H28L30 240L27 241V239H25V241L28 242V245L30 246L31 245V242H32V245L33 246V250H32V247H31V250L30 251V254L28 255L23 253V251L25 250V248H22L24 250H19L18 252H16L14 254V257H12V261H10V264H49V263H54V260L53 259H58L59 256H62L64 255L65 251H68L67 249L69 247L70 248V251L72 248H75V246L77 244L80 243L79 240H81V238L84 236L86 230H81L80 229ZM89 228V229H90ZM165 228V229H164ZM188 228V229H187ZM54 228H52L53 230ZM91 229H90V233L92 234L93 232H91ZM160 230V228H158ZM88 230V228H87ZM59 231H62V230H59ZM40 232V233H39ZM152 232V234H151ZM155 233L159 232L158 230L154 231ZM137 233V232H136ZM165 233V231H164ZM53 234V233H52ZM88 231L86 233V236H87ZM162 234V233H161ZM90 235V234H89ZM155 235V234H154ZM18 236V235H17ZM84 236V237H86ZM156 236V235H155ZM154 236V237H155ZM161 236V235H160ZM21 237V238H22ZM83 237V238H84ZM140 237V238H139ZM42 238H40L42 240ZM87 238V237H86ZM85 238V239H86ZM135 238V237H134ZM138 238V239H137ZM149 238V239H150ZM18 239V238H17ZM92 239V238H91ZM160 239V237H159ZM165 239V238H164ZM35 240V239H34ZM83 240V239H82ZM143 240V241H142ZM23 240V242H25ZM30 241V242H29ZM43 241V240H42ZM85 241H88V240H85ZM85 241H82V242H85ZM26 242V243H27ZM79 242V243H78ZM22 243V242H21ZM30 243V244H29ZM7 244V243H6ZM81 244V243H80ZM84 244V243H83ZM24 246H26V244H23ZM34 245L36 247H34ZM79 246V245H78ZM84 246V245H83ZM91 246V245H89ZM2 247V246H1ZM28 247V246H27ZM87 247V246H85ZM94 248V247H93ZM19 249V248H18ZM17 249V250H18ZM28 252V248H26ZM83 249V248H82ZM86 249V248H85ZM84 249V250H85ZM90 249V248H89ZM0 250H3L2 248ZM79 250V249H78ZM91 250V249H90ZM94 250V249H93ZM114 250V249H113ZM89 251V250H88ZM109 251V250H108ZM2 251H0V254H1ZM72 252V251H71ZM81 252V251H80ZM3 253V252H2ZM12 253V252H11ZM70 253V252H69ZM78 253V251H77ZM87 253V250L86 252ZM91 253V252H90ZM89 253V254H90ZM82 254V252L80 253ZM93 254H96V253H93ZM6 255V254H5ZM86 255V254H85ZM2 256V255H1ZM4 256V255H3ZM30 256V257H29ZM87 256H89L87 254ZM58 257V258H57ZM66 257V256H65ZM79 257V255H78ZM84 259H85V256H83ZM94 257V256H93ZM63 258V257H62ZM80 258V257H79ZM82 258V256H81ZM90 258V257H89ZM104 258V257H103ZM11 260V258H10ZM53 260V261H52ZM61 260V258H60ZM59 260V261H60ZM64 260V259H63ZM77 260V258H76ZM79 260H82V259H78ZM90 260V259H89ZM9 261V259H8ZM7 261V262H8ZM52 261V262H51ZM84 261V260H83ZM86 261V260H85ZM125 261V262H124ZM7 262H3L4 264L7 263ZM57 262V261H56ZM69 262V261H68ZM67 262V264H68ZM74 262V260H73ZM1 263V264H3ZM59 263V262H58ZM77 263V261L75 262ZM80 262H78L79 264ZM100 263V262H99ZM98 263V264H99ZM127 263V264H129ZM70 264H73V263H70ZM88 264V263H87Z\"/></svg>","mask_w":264,"mask_h":264}]
</instances>
